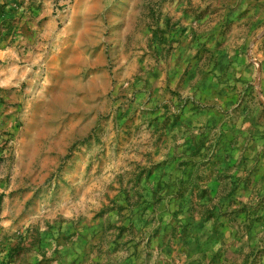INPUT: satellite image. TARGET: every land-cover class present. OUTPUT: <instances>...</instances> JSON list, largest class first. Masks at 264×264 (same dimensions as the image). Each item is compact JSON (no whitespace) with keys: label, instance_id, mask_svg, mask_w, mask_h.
Returning a JSON list of instances; mask_svg holds the SVG:
<instances>
[{"label":"rangeland","instance_id":"374dc122","mask_svg":"<svg viewBox=\"0 0 264 264\" xmlns=\"http://www.w3.org/2000/svg\"><path fill=\"white\" fill-rule=\"evenodd\" d=\"M0 264H264V0H0Z\"/></svg>","mask_w":264,"mask_h":264}]
</instances>
